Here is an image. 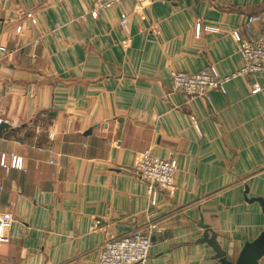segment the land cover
I'll return each mask as SVG.
<instances>
[{"label": "crops", "instance_id": "1", "mask_svg": "<svg viewBox=\"0 0 264 264\" xmlns=\"http://www.w3.org/2000/svg\"><path fill=\"white\" fill-rule=\"evenodd\" d=\"M102 1L0 0V210L13 217L0 264H93L147 221V264H221L206 229L235 259L264 229L249 200L264 199V73L255 94L239 75L205 98L171 90L170 71L239 69L231 31L254 14L262 34L264 0H124L91 16ZM147 148L177 164L154 203L134 169Z\"/></svg>", "mask_w": 264, "mask_h": 264}, {"label": "built area", "instance_id": "2", "mask_svg": "<svg viewBox=\"0 0 264 264\" xmlns=\"http://www.w3.org/2000/svg\"><path fill=\"white\" fill-rule=\"evenodd\" d=\"M124 0H104L96 2L88 11L91 16H96L98 10L109 7ZM140 1V0H138ZM127 19L119 20V25H125ZM260 19L254 14L248 15L242 23V30L235 29L231 35L236 42L237 51L243 58V65L230 73L220 76L213 66L197 72L182 70L170 71V86L173 91H180L189 96H204L208 91L219 89L224 92V83L235 76L244 75L252 78L250 93L255 94L261 90V85L256 80L257 73H264V32L255 34L252 24ZM20 30V26L16 27ZM0 122L7 123V119ZM195 129L200 135L198 123L194 120ZM0 164L7 166L5 156H1ZM11 167L21 168V159L12 156ZM134 169L136 179L146 187L147 195L152 203L157 199L161 190L171 192L174 188V177L177 170L176 161L171 157H159L150 148L139 152L135 158ZM12 215L0 210V241H7L11 235ZM157 230V223L147 221L133 231L106 239L100 248L97 259L93 264H147L149 251L152 244L151 236Z\"/></svg>", "mask_w": 264, "mask_h": 264}, {"label": "water", "instance_id": "3", "mask_svg": "<svg viewBox=\"0 0 264 264\" xmlns=\"http://www.w3.org/2000/svg\"><path fill=\"white\" fill-rule=\"evenodd\" d=\"M249 200L257 201L264 213V199L262 197H251ZM208 231L211 232L210 236ZM203 235L205 241L213 248L214 257L219 259L221 264H260V259L264 255V229L255 238L244 241L235 259H230L226 251L221 248L216 233L206 229Z\"/></svg>", "mask_w": 264, "mask_h": 264}]
</instances>
